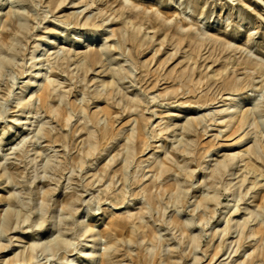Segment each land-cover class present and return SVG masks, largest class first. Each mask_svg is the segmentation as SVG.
Masks as SVG:
<instances>
[{
	"label": "rangeland",
	"instance_id": "obj_1",
	"mask_svg": "<svg viewBox=\"0 0 264 264\" xmlns=\"http://www.w3.org/2000/svg\"><path fill=\"white\" fill-rule=\"evenodd\" d=\"M14 1H0V264H264V211L249 213L264 194V0ZM129 221L142 229L116 235ZM56 237L68 246L31 251Z\"/></svg>",
	"mask_w": 264,
	"mask_h": 264
},
{
	"label": "bare ground",
	"instance_id": "obj_2",
	"mask_svg": "<svg viewBox=\"0 0 264 264\" xmlns=\"http://www.w3.org/2000/svg\"><path fill=\"white\" fill-rule=\"evenodd\" d=\"M0 1H2V0H0ZM15 2H22V0H15L13 3H15ZM7 38H8V33H5V34H3V36L0 39L1 42H2V45L5 46V47H8L7 46ZM1 52L2 51L0 49V54H1ZM83 59L85 60V63L86 62H89V61H93V62L95 61V62H97L98 61V56L95 53H92V54H84L83 55ZM5 61L6 60L2 61L0 59V69L3 68L6 64L10 63V62H6L5 63ZM39 63L40 62H38L37 64H39ZM85 63L83 65H85ZM83 65H82V67H83ZM40 74H41V71H39L36 74V76H39ZM51 84L52 83L49 82L47 84V86H45L43 89H41L42 91H41V95H40L39 99H40V101L42 103V106H45V104L47 103L48 99L51 97V90H50ZM58 112L59 111L57 110L56 111L57 115H58ZM240 117H242V119H241V126L243 127L248 122L246 113L240 114ZM236 118H238V115L237 114L231 115V122H233ZM104 135H105V133L103 134V136ZM248 153L250 155H254L256 157V159H258V160L261 157L260 155L257 156L259 154L258 149L255 150V149L252 148V149H250L248 151ZM235 163H236L235 160L232 158L231 160H229L228 163L227 162H224L222 164V169H227L230 166H233ZM249 170H250V168H249ZM220 171H221L220 169L217 170L218 173H220ZM256 185L257 184H255L254 187H252V188H255ZM163 190L166 191L165 190V186H163ZM171 191H174V189L172 188ZM172 198H173V202H178V194H176L175 196H172ZM261 199H262V203H261L260 206L258 205V208H259L260 211H256L255 212L254 210H250L249 209V213L252 216H254L255 219H257L258 217H261L262 216L261 215L262 214L261 212L264 211V194L262 195ZM217 200H218V198L216 196H214V197H210L209 195L208 196H204V198H202V199H200V200L197 201V205L196 206H197V208L203 207L204 209H207L208 206H209V203H211V202H217ZM148 202H150V198H148ZM18 217L19 216H17V219L19 220ZM131 218H132V216H129L128 217L129 220ZM28 220H29V217H26V219H24L22 222H26ZM199 220L200 221H198V222L199 223H202V227H204L205 225H207L209 223L208 220L204 219L203 217H201ZM11 221H12V215L7 211L5 213V215H4L3 228H8L9 229V226L11 224ZM173 222H174V219H173ZM261 223H263V222H261ZM129 224L133 228L134 227H137L138 230L142 229L141 226H136L134 223H132L130 221H129V223L128 222L127 223L116 222V223L112 224L111 226H112L113 230L115 231L116 235H120L121 234L120 230H122L125 226H127ZM179 225H181V224H179ZM190 225L191 224H188V223L187 224H182V226H181V232H182L183 235H186L185 238L188 240V243H190V245L192 246L194 244L199 243V239H197L195 237L193 238L192 236L189 235L188 228H189ZM239 227L242 228V229H245L247 227V222L245 221L242 224H239ZM90 230H91V227L87 224L85 226H82L81 232L83 234H87L88 232H90ZM262 232H263L262 224H257L254 228H252L250 230V236H252V237L260 236V238H262ZM132 234H135V231L132 230ZM93 236H95V235H93ZM140 237H141L142 240L147 239V240H150L151 242H154V239H156L151 234H148V232H144V231H142L140 233ZM132 240L133 239L131 238L129 240V242H132ZM101 242H102V238L99 237L98 240L96 242H94L93 247H96L97 248L98 245ZM68 244H69L68 240L63 239L62 237L61 238L60 237H56V238H54L51 241H44V242L41 241V242H38V243L34 244L32 246V248H31V251L33 252L36 247L40 248L42 250V252L53 251V250L58 251L59 249H61L63 247L65 248L66 246H68ZM105 249H107V248L105 247ZM31 256H32V254H31ZM157 256H158V253L157 252L151 254V264H155L156 263ZM263 256H264V254H263ZM27 257H28V255L26 256V258ZM92 260H93V263L96 261L94 255L92 256ZM247 264H249V262Z\"/></svg>",
	"mask_w": 264,
	"mask_h": 264
}]
</instances>
